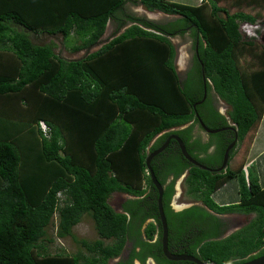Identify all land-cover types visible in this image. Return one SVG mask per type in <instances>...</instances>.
<instances>
[{
    "label": "trees",
    "instance_id": "obj_1",
    "mask_svg": "<svg viewBox=\"0 0 264 264\" xmlns=\"http://www.w3.org/2000/svg\"><path fill=\"white\" fill-rule=\"evenodd\" d=\"M128 2L173 20L153 22L127 13ZM222 2L264 6V0H202L194 6L171 0H0V104L14 101L18 110L14 130L9 125L5 131L11 132L0 139V264H108L128 242V258L117 264H144L147 258L156 264H194L169 261L162 253L157 192L145 160L171 133L188 147L196 112L206 125L200 106L193 109L203 94L201 73L229 106L238 140L220 173L188 163L175 141L167 147L170 156L151 161L163 187L168 251L205 264H240L264 255V188L253 167L245 175V158L229 165L264 112V53L242 67L255 43L245 40L240 26L256 20L219 7ZM108 23L115 27L113 34L122 33L89 53ZM31 34L60 37L70 53L86 55L63 59L52 45L33 42ZM185 34L193 45L198 41V48L188 78L181 81L171 39ZM214 116L226 125L225 118ZM40 122L49 128L48 137ZM188 123L193 124L174 131ZM228 134L213 158L198 159L186 151L213 169L234 137L233 131ZM195 145L205 154L211 144ZM163 156L169 160L162 166L153 163ZM185 171L182 194L200 205L176 212L170 202ZM232 180L236 201L217 205L212 195ZM113 193L133 199L116 212L108 204ZM224 214L254 216L223 237L228 227L219 215ZM54 215L55 237H70L84 252L47 254L46 229ZM83 216L91 219L98 237L91 243L72 234Z\"/></svg>",
    "mask_w": 264,
    "mask_h": 264
},
{
    "label": "rangeland",
    "instance_id": "obj_2",
    "mask_svg": "<svg viewBox=\"0 0 264 264\" xmlns=\"http://www.w3.org/2000/svg\"><path fill=\"white\" fill-rule=\"evenodd\" d=\"M172 2H175L177 4H183V5H189L194 6L199 4L198 0H171ZM238 5V6H236ZM219 7L229 10L231 13L240 11L246 14H249L253 16L256 20L255 24L248 25L243 24L240 26V31L245 38L246 41H252L255 43V50L252 53H247L243 56L241 62L242 67L247 68L249 67L248 64L251 65L253 62V57L261 55V53H264V6H253V7H246V5L243 4H235L231 2L227 3H219ZM125 10L127 13H131L138 17H144L145 19H148L153 22H168L172 21V16H167L162 13L158 12H148L146 11L141 5L134 4L132 2H128L125 5ZM124 29V28H123ZM115 30V27L109 23L108 27L106 28V31L104 35L101 37L98 44H96L94 47H92L89 51V53H92L96 50H98L101 46L109 42L113 37L119 35L122 33V30H120L118 33L113 34ZM30 39L39 44H45V45H52L54 52L61 58L66 60H73L78 59L86 55L85 51H81L78 53H70L62 44V40L60 37H54V36H48L40 34L38 36L36 35H30ZM171 42L175 48L176 54H177V61L175 62V67L178 71V73L181 72L183 68V59L188 56L191 49V40L190 38L185 34L183 36H177L171 39ZM254 63V62H253ZM255 67V66H254ZM229 111V107H227V112ZM222 113H224V110H222ZM225 115L227 113H224ZM257 129V130H256ZM255 130L258 132L257 141L255 143L256 147L264 148V112L262 114L261 120L256 126ZM250 132L249 136L241 143L240 146H238L237 154L235 155L234 159L230 162V167L232 168L239 162L242 158L246 157L245 150L249 147L251 141L254 137V134ZM263 135V136H261ZM247 147V148H246ZM235 161V163H234ZM182 177L176 181L175 183V194L170 202V207L178 212L181 210H184L188 207H191L192 205H197L199 202L195 203V201L185 197L182 193L184 190V186L182 184ZM226 191H228V199L226 201H222L221 195L224 192L216 193L213 197V201L217 204H224V203H232L236 201L237 194L235 192L236 188V181H233L231 184L228 185ZM128 199H133L132 197L122 194V193H113L110 195L108 199V204L116 211H121V204L125 202ZM253 214L247 215V217L243 218L245 219L242 225L248 224V222L253 218ZM230 217V215L222 216L223 219H226ZM57 215H54L51 224L47 227V236L46 239H49L51 242L46 245L47 247V254H57L62 253L66 255H74L78 251L84 252V249L80 247L76 242H74L70 237H67L65 239H57L55 237L56 232V225H57ZM147 222L144 224L143 227ZM239 227V226H238ZM234 229H231L228 233H231L234 231ZM72 234L77 240H85L89 243L95 241L98 239L96 232L93 228L92 221L89 217L83 216L80 220V222L72 228ZM116 260V259H115ZM115 260H111L108 262V264H114ZM151 264V263H147Z\"/></svg>",
    "mask_w": 264,
    "mask_h": 264
},
{
    "label": "flooded vegetation",
    "instance_id": "obj_3",
    "mask_svg": "<svg viewBox=\"0 0 264 264\" xmlns=\"http://www.w3.org/2000/svg\"><path fill=\"white\" fill-rule=\"evenodd\" d=\"M191 49H190V53L188 54V56H186L185 59H183V68L181 70L180 73H178L177 69H176V72L179 76V79L181 81H185L187 78H188V74L191 72L192 70V65H193V57L194 55L197 53V48H198V41H196V43H194L193 45V42H191ZM177 54L175 55V60H174V64L175 62L177 61ZM176 66V65H175ZM201 78H202V84H203V94H202V98L200 101L198 102H201L199 104H196V106H200V113L202 114V116L204 117V120L206 122V125L205 123L202 121V119L199 117L198 113L196 112L199 120L204 124V126L206 128H208L207 126L210 125V126H219L217 129H221V128H229V127H232V124L230 123L229 121V118L227 116V114L225 115L224 113H228L227 112V107H229L228 105H226L219 97L218 95L215 93V91L213 90L212 88V84L209 80H207L205 77H204V74L201 73ZM209 88V89H208ZM204 98V99H203ZM207 99L208 102L202 104L205 100ZM197 102V103H198ZM202 105V106H201ZM195 106V107H196ZM196 110V109H195ZM222 110H224V113H222ZM230 110V108H229ZM214 113V114H213ZM215 113H218L220 116H222L223 118H225V121H226V125L225 126H221V122L220 121H217L216 120V117L214 116ZM195 118L197 120V125L193 126V129L191 132H189L190 134V140H189V144H188V149H190V152L192 151L193 154L198 157V159H202V158H206V156H209V157H212L214 156L215 154V151L216 149L220 148L223 146V144H226L228 142V140L231 138L230 134L228 133H231L232 131L230 130H224L222 131V133H226V134H223L221 136H217L215 137L216 134H208L204 131V129L200 126V123L198 121V118L196 117L195 115ZM193 123H188L187 125H185L184 127H180L179 129H175L174 131L176 130H182V129H185V128H189ZM208 124V125H207ZM209 129V128H208ZM216 129V130H217ZM211 130V129H210ZM214 130V129H212ZM235 131V130H234ZM236 132V131H235ZM220 133V132H219ZM175 134L171 133L169 136H173ZM168 136V137H169ZM176 136V135H175ZM167 137V138H168ZM157 138L153 140L152 144H154L156 141H157ZM234 138L235 136L233 137L232 141L228 143V146L234 141ZM238 140V138H237ZM166 141V140H165ZM164 141V142H165ZM170 141H174V140H170ZM169 141V143H170ZM199 141L200 144L203 146V145H206L208 143H210L211 145H209V147L207 148L205 154H200L199 152H197L196 149L198 148H195L196 145L195 143ZM168 143V145H169ZM237 143V142H236ZM167 145V147H168ZM236 145V144H235ZM161 146V145H160ZM227 146V147H228ZM167 147L161 152L159 153L158 155L160 154H163L165 155L166 157L170 156L172 151H169L167 149ZM235 147V146H234ZM226 150V149H225ZM157 155V156H158ZM155 156V157H157ZM155 157L152 159L154 160ZM151 160V161H152ZM167 158L164 159V156L162 157V159H160L159 161H154L153 163H159L160 166H162L163 164L162 163H166L167 162ZM201 164V163H200ZM222 162L220 163V165H218L217 167L213 168V170H217L220 166H221ZM202 165V164H201ZM204 166V165H203ZM206 167V166H205ZM208 168V167H207ZM211 169V168H209ZM226 170V169H225ZM225 170L221 171V172H224ZM218 173V172H216ZM220 173V172H219ZM186 174H187V171H185L182 175V184H183V181H184V178L186 177ZM181 178V177H180ZM179 178V179H180ZM178 179V180H179ZM170 180V179H169ZM170 181L166 182V185H168ZM176 183V182H175ZM176 190L175 188V184H174V191ZM195 203H197L195 201ZM197 205H200V203H198ZM171 208V207H170ZM172 209V208H171ZM173 210V209H172ZM174 211V210H173ZM227 214H224V215H219V217L222 218V216H225ZM230 215V217L224 219V222H226V225H227V230L225 231V233L229 232L231 229H234V231H232L231 233L243 228L244 226L246 225H242V223L244 222L245 217H247V215H242V214H228ZM239 226V227H238ZM224 233V234H225ZM231 233H228V235H230ZM227 235V236H228ZM132 249V243H126L125 247H124V250L123 252L121 253L120 257L117 258L115 261H114V264H117V262L120 261V259H125L127 260L128 258V255L130 253V250ZM171 249V248H170ZM169 249V250H170ZM140 249H136L137 252H139ZM171 251V250H170ZM176 250L173 249V252H175ZM111 261V260H110ZM147 263H151V264H156L154 262V260L152 258H147L145 263L144 264H147ZM133 264H141L139 263L138 261H134Z\"/></svg>",
    "mask_w": 264,
    "mask_h": 264
},
{
    "label": "water",
    "instance_id": "obj_4",
    "mask_svg": "<svg viewBox=\"0 0 264 264\" xmlns=\"http://www.w3.org/2000/svg\"><path fill=\"white\" fill-rule=\"evenodd\" d=\"M108 27V24L106 25V28ZM204 99V98H203ZM201 102H198L196 104H199ZM196 104L193 105V109H195ZM196 117L198 118L197 114H195ZM198 121L200 123V126L204 129V131L208 134H216L219 132H222L224 130H230L234 132V141L226 148V150L224 151L223 154V159H222V164L221 166L217 169V170H213V169H209L203 165H201L198 161H196L195 159H193L188 152L186 151V148L183 144V142L180 140L179 137L173 135V136H169L166 141L156 150H154L153 152H151L146 160H145V164H146V169L149 175V178L151 180V183L153 184L156 192H157V210H158V217H159V221H160V226H161V249H162V253L164 255V257L169 260V261H173V262H191L194 264H205L202 261H200L199 259L193 257V256H189V255H178V254H172L168 251V247H167V225H166V220H165V216L163 213V208H162V196H163V187L160 185V183L157 181L154 172L152 171L151 168V160L157 156L159 153H161L168 145L169 141L172 139L177 143L178 149L180 150V153L182 155V157L190 164H192L193 166L202 169V170H206V171H211V172H221L223 170L226 169L227 165H228V161H229V153L230 151L234 148L236 142H237V134L234 131V129L232 127L229 128H221V129H217V130H210L208 128H206L204 126V124L199 120ZM228 235V232L225 233L223 235V237H226ZM240 264H264V255L258 256L256 258H253L251 260H247L244 261Z\"/></svg>",
    "mask_w": 264,
    "mask_h": 264
},
{
    "label": "crops",
    "instance_id": "obj_5",
    "mask_svg": "<svg viewBox=\"0 0 264 264\" xmlns=\"http://www.w3.org/2000/svg\"><path fill=\"white\" fill-rule=\"evenodd\" d=\"M17 112H18L17 106L14 105V101H12V105L9 102H8V104H5V103L0 104V119H3L0 122V139L6 133L11 132V131H5V129L7 130L9 128V125H11V128H13L12 130H14L15 127H13V126H15V123H13V121L16 118ZM4 119H8V120H4ZM17 128L15 130H17ZM257 134H258V132L256 131L249 147L247 148V151H246L247 154H246V157H244L245 161H244L243 168H244V170L245 169L250 170V168H252V167L255 169L256 175L258 178V184L263 189L264 188V173L262 172V166L264 167V148L256 147L255 143L257 141V136H258ZM234 163H235V161H234ZM237 163H239V162H237ZM232 182H233V180L231 182H229L228 184L224 185L222 188H220L216 192V193H220L221 191L224 192L221 195L222 201H226L228 199L229 194H228V191H226V189H228L227 188L228 185L231 184ZM237 189H238V187L235 188L236 193H237ZM214 195H212V198L214 197ZM226 204H229V203L220 204V205H226Z\"/></svg>",
    "mask_w": 264,
    "mask_h": 264
},
{
    "label": "built area",
    "instance_id": "obj_6",
    "mask_svg": "<svg viewBox=\"0 0 264 264\" xmlns=\"http://www.w3.org/2000/svg\"><path fill=\"white\" fill-rule=\"evenodd\" d=\"M39 128H40V131H41V133L43 134V136L44 137H48V135H49V128L46 126V124L45 123H43V122H40L39 123Z\"/></svg>",
    "mask_w": 264,
    "mask_h": 264
},
{
    "label": "clouds",
    "instance_id": "obj_7",
    "mask_svg": "<svg viewBox=\"0 0 264 264\" xmlns=\"http://www.w3.org/2000/svg\"><path fill=\"white\" fill-rule=\"evenodd\" d=\"M202 0H198V2L200 3ZM108 25H109V23H108ZM106 31V30H105ZM156 139V138H155ZM153 142V141H152ZM243 171H244V173H245V175H247V170L245 169L244 170V168H243ZM147 174H148V172H147Z\"/></svg>",
    "mask_w": 264,
    "mask_h": 264
}]
</instances>
